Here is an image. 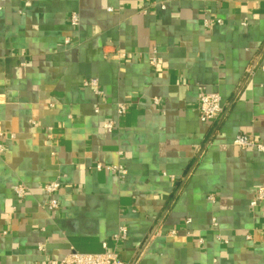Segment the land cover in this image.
I'll return each instance as SVG.
<instances>
[{"label":"crops","instance_id":"0c3cea01","mask_svg":"<svg viewBox=\"0 0 264 264\" xmlns=\"http://www.w3.org/2000/svg\"><path fill=\"white\" fill-rule=\"evenodd\" d=\"M0 6V264L103 242L127 264H264V151L234 143H264V0ZM203 92L222 118L200 120Z\"/></svg>","mask_w":264,"mask_h":264},{"label":"built area","instance_id":"2783aa9c","mask_svg":"<svg viewBox=\"0 0 264 264\" xmlns=\"http://www.w3.org/2000/svg\"><path fill=\"white\" fill-rule=\"evenodd\" d=\"M1 8V6H0ZM80 23L79 15L75 12H73L70 15V24L72 26H77ZM159 61V56L157 54V51L154 50L153 54L150 58V64L153 66H157ZM87 85L92 86L94 91L97 94L101 93V90L98 86V80L97 78H91L88 82H86ZM155 104H159V99H154ZM198 113L199 118L202 122H208V121H216L219 118H222L225 113L224 105L221 101V96L218 93H210V92H203L199 95L198 98ZM128 110L127 104L119 103L118 104V114L122 115L126 113ZM104 127L111 131L113 127V122L108 121L105 122ZM234 143L242 148H254L259 151H264V143L256 141L252 136L249 135H243L239 134L235 140ZM0 151H2V146L0 145ZM98 169H101L102 166L98 165ZM112 169H119L117 167H113ZM60 182L59 181H50L47 182L44 185V190L48 194L49 199L45 203L46 207L50 210H56L60 207L59 202L57 198L55 197L56 192H58L60 188ZM15 193L17 197L22 198L26 192L27 188L23 184H18L14 188ZM264 201V186H261L257 189L256 197L251 201V205L255 206L259 202ZM172 234L175 233V231L171 232ZM127 234V229L125 226H122L120 228V237L125 238ZM102 246L104 248V251L101 253H81L77 251H72L62 258L59 259H53L51 260V264H127L119 255L117 252L107 251V242H103Z\"/></svg>","mask_w":264,"mask_h":264}]
</instances>
